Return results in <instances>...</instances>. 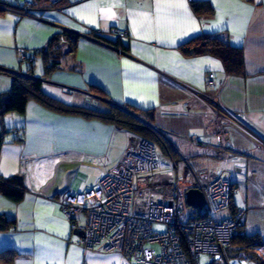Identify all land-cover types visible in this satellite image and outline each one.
<instances>
[{"label":"crops","instance_id":"0c3cea01","mask_svg":"<svg viewBox=\"0 0 264 264\" xmlns=\"http://www.w3.org/2000/svg\"><path fill=\"white\" fill-rule=\"evenodd\" d=\"M0 2L13 4V10L34 5L29 15H0L1 67L27 74L33 66L42 78L45 64L37 52L62 30L79 34L74 52L45 77L44 96L101 112L109 110L107 101L151 112L156 127L183 156L181 162L208 166L207 180L187 183L192 188L205 186L237 154V168L227 163L238 188L231 212L244 213L243 234L264 241V0H62L58 7L44 0ZM192 2L208 3L212 11L199 15ZM6 25L15 30L8 45L1 40ZM205 34L242 47L243 74L227 73L222 60L211 54L183 50ZM21 52L27 60L19 58ZM210 74L213 87L208 86ZM11 86V77L0 74V95H7ZM3 132L0 177L22 180L26 193L18 203L0 193V215L15 221L0 231V251L13 252L0 257V264H135L119 253L86 251L54 200L64 191L93 186L142 138L37 100L28 103L25 114L0 115ZM158 180L161 184V173ZM187 188L177 192L183 195ZM231 212L213 217L227 218ZM231 252L230 247L225 253L228 264H264V246L253 251L256 256Z\"/></svg>","mask_w":264,"mask_h":264},{"label":"built area","instance_id":"2783aa9c","mask_svg":"<svg viewBox=\"0 0 264 264\" xmlns=\"http://www.w3.org/2000/svg\"><path fill=\"white\" fill-rule=\"evenodd\" d=\"M60 1L50 0L54 5ZM32 6L29 2L14 11L29 15ZM117 34L124 36L122 32ZM19 58L27 60L24 52L19 53ZM213 79L210 74L208 86L215 85ZM222 138L221 134L217 136L219 144ZM226 160V166L212 173L201 188L207 201L203 210L209 216L207 219H196V210L188 215L185 194L165 196L158 180L161 152L147 139L130 146L121 164L93 186L82 191H64L54 201L73 228L84 231L80 244L86 251L119 253L135 264H200L203 256L209 258L210 264H228L225 253L237 229L244 224V213L231 212L238 188L236 174L227 163L237 168L239 159L231 156ZM224 211L231 212L230 216L213 217ZM82 221L83 226L79 225ZM155 225H164L166 229L156 230Z\"/></svg>","mask_w":264,"mask_h":264},{"label":"trees","instance_id":"16d2710c","mask_svg":"<svg viewBox=\"0 0 264 264\" xmlns=\"http://www.w3.org/2000/svg\"><path fill=\"white\" fill-rule=\"evenodd\" d=\"M44 1H47L51 7H58V4H56L57 6L51 4L50 0ZM192 4L195 12L199 15L208 14L212 11V7L208 3L192 2ZM5 5L7 6L8 4L0 2V6ZM11 7L17 8L16 6ZM95 36L99 39L104 38L98 34H95ZM79 39V34L62 30L50 40L46 48L37 52V55L43 59L45 64V76L42 78L35 75L33 66H31L27 74L7 70L0 66V74H6L12 79L10 92L7 95H0L1 117L9 113L25 114L28 103L31 100H37L61 112L79 113L88 117H96L104 122L114 124L121 129L129 130L140 137L153 141L159 147L162 155L168 157L174 165L183 161V156L173 145L168 135L156 127L153 115L149 111L139 110L132 106H120L107 101L109 110L101 112L84 107L67 106L44 96L42 89L43 84L46 82L45 77L59 66L60 61L66 54L74 52ZM182 48L190 54L198 55L208 53L218 57L222 60L225 70L229 74L244 73L245 56L242 47L232 45L224 37L205 34L183 45ZM6 136L7 132L0 134V151L5 144ZM0 193L18 203L23 199L26 193V187L22 180L17 178L4 179L0 177ZM195 217L198 220L209 218L205 212H196ZM13 226H15L14 220L9 219L6 215H0V231H5ZM243 227L241 226L237 229L232 240L231 253L235 254V256H238L241 252L247 255H253L255 249L264 246V241L259 236L249 237L243 234ZM9 252L11 251H0V257L6 259V254H9ZM13 258L14 256H10L9 260L12 261Z\"/></svg>","mask_w":264,"mask_h":264},{"label":"rangeland","instance_id":"374dc122","mask_svg":"<svg viewBox=\"0 0 264 264\" xmlns=\"http://www.w3.org/2000/svg\"><path fill=\"white\" fill-rule=\"evenodd\" d=\"M8 5L7 7L0 6V15L5 14L6 16H8L7 18L11 16L10 13L15 12L13 8L11 7V5L12 6L14 5L13 4H8ZM32 9H34V5L32 6ZM7 14H10V15H7ZM2 33H3V36L1 37V40L3 44L8 45L9 43L10 44L13 43V40L15 37L14 27L11 28L9 25H6ZM2 87H3V84H1V88ZM141 138L147 139L144 137H141ZM147 140L151 141L150 139H147ZM231 156L238 159L237 154H231ZM162 157H165V156L162 155ZM165 159H166L165 166L162 168V172H161V184H162L163 193L165 191L167 196L174 195L177 192V190H179L180 187L188 186L192 188L193 187L192 185L197 182V179L199 181H202L205 179L206 181L208 178L209 168L208 166H204L206 164H203L202 166H192V165H187L184 162H181L174 166V164H169L170 163L169 158L165 157ZM187 183L192 184V185H189ZM188 189L189 188H187V190ZM193 211L194 209L189 207L188 215L192 214ZM154 228L160 231H164L166 229L164 225H155ZM201 264H210L209 258L206 256L202 257ZM236 264H246V263H244V261H241V262H237Z\"/></svg>","mask_w":264,"mask_h":264},{"label":"water","instance_id":"95a60500","mask_svg":"<svg viewBox=\"0 0 264 264\" xmlns=\"http://www.w3.org/2000/svg\"><path fill=\"white\" fill-rule=\"evenodd\" d=\"M185 197L188 206L194 210L203 211L207 205L206 197L199 188L189 187V189L185 192ZM75 234L80 237L85 235L84 231L81 229H76Z\"/></svg>","mask_w":264,"mask_h":264},{"label":"flooded vegetation","instance_id":"af4514ba","mask_svg":"<svg viewBox=\"0 0 264 264\" xmlns=\"http://www.w3.org/2000/svg\"><path fill=\"white\" fill-rule=\"evenodd\" d=\"M202 187H200L199 189H201ZM185 194V193H184ZM232 206H233V204H232ZM204 210V209H203ZM198 210H196L195 212H197ZM194 212V213H195ZM198 212H203V211H198ZM236 212H238V211H236ZM236 212H234V213H236Z\"/></svg>","mask_w":264,"mask_h":264}]
</instances>
